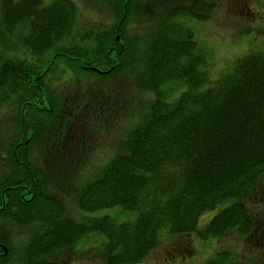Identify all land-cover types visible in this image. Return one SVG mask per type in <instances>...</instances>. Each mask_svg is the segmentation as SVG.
<instances>
[{
    "label": "trees",
    "instance_id": "16d2710c",
    "mask_svg": "<svg viewBox=\"0 0 264 264\" xmlns=\"http://www.w3.org/2000/svg\"><path fill=\"white\" fill-rule=\"evenodd\" d=\"M135 1L0 0V264H70L87 246L100 264H142L174 239L248 238L264 217L250 196L264 191V47L211 80L189 23L219 3L143 0L141 35L129 30ZM65 83L77 94L59 93ZM96 91L105 106L90 127ZM109 123L113 153L72 164Z\"/></svg>",
    "mask_w": 264,
    "mask_h": 264
},
{
    "label": "rangeland",
    "instance_id": "374dc122",
    "mask_svg": "<svg viewBox=\"0 0 264 264\" xmlns=\"http://www.w3.org/2000/svg\"><path fill=\"white\" fill-rule=\"evenodd\" d=\"M216 2L219 3V5L208 21L189 23V25L193 27L196 41L209 52V59H207L206 66L211 80L218 78L223 71L228 69V64H231L236 59L249 53L251 50L255 51L260 47H264V0H216ZM142 5L143 0L135 1L133 18L129 23V30H132L133 33L139 32L141 35L143 34V27L147 26L146 24H141ZM78 6V17L81 21L85 22V19L88 20L90 16L92 18L94 13H91L86 8L84 2L80 1ZM247 8L251 9L253 12H257V14L254 16L252 12L247 13ZM104 13L105 12L102 11L98 14ZM260 18H262V20H260ZM138 23L141 25H138ZM73 78H75V76ZM118 79H120V77ZM98 81L99 77L91 80V82L95 84ZM121 83L124 87L126 86L124 78L121 80ZM132 88L133 86L130 85L128 90ZM58 91L65 96L77 94V90H74L72 85H67V83L62 84ZM114 92L120 93V90L114 89ZM121 93L123 92L121 91ZM101 94L102 93L97 91L89 94L91 95L90 99L92 102L88 113L90 127L94 125L95 118L104 111L102 108H97V106H105V101L99 99ZM130 94H132V90ZM65 96H62V100L66 104L69 98ZM120 124L121 121L119 120L115 129L112 130V125L109 123L107 128L105 127L103 131H101V126L96 125L97 128L100 129L99 133H89L85 137L82 146L76 149L72 164H77L79 159H81L84 161L88 160L89 165H91L94 164V162L103 161L102 158L104 154L113 153L111 147H114L112 139L110 141L109 133L110 130H112L111 133L117 135ZM49 188L53 192L59 193L56 187L50 185ZM250 196L253 197L251 202L254 205L264 208V191L262 194H258L256 191L252 192ZM69 199L67 193H65L64 200L66 202L67 212L72 216L83 218L76 212L74 203ZM115 211L116 209L103 210L99 211L98 214H114ZM216 212L217 210H214L202 216L199 220V226L205 225ZM256 219L260 224H258L248 238H241L232 233L220 240L214 239L206 243L196 242L193 237L195 241L190 238L174 239L169 242H164L152 251L142 264H202L216 251L220 250L231 252L235 258V264H264V217ZM27 228H18L14 231V246L17 249H20L24 243V237L29 232ZM89 248L90 247L87 246L77 251L79 256L77 258V255L75 257L73 256L72 258L76 260H72L69 263L100 264L96 258L92 257V254H88L91 253L87 252V250H90ZM82 254L85 255L80 257Z\"/></svg>",
    "mask_w": 264,
    "mask_h": 264
},
{
    "label": "water",
    "instance_id": "95a60500",
    "mask_svg": "<svg viewBox=\"0 0 264 264\" xmlns=\"http://www.w3.org/2000/svg\"><path fill=\"white\" fill-rule=\"evenodd\" d=\"M99 73H101V72H99Z\"/></svg>",
    "mask_w": 264,
    "mask_h": 264
}]
</instances>
